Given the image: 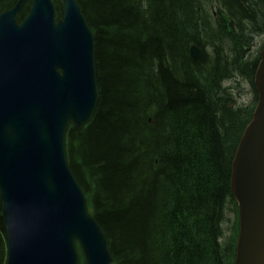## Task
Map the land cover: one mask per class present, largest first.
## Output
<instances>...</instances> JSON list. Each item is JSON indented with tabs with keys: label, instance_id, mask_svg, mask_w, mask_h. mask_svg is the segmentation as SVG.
<instances>
[{
	"label": "trees",
	"instance_id": "16d2710c",
	"mask_svg": "<svg viewBox=\"0 0 264 264\" xmlns=\"http://www.w3.org/2000/svg\"><path fill=\"white\" fill-rule=\"evenodd\" d=\"M77 1L98 100L81 130H67L66 155L112 264H233L231 162L257 99L264 0ZM4 247L0 201V264Z\"/></svg>",
	"mask_w": 264,
	"mask_h": 264
},
{
	"label": "water",
	"instance_id": "95a60500",
	"mask_svg": "<svg viewBox=\"0 0 264 264\" xmlns=\"http://www.w3.org/2000/svg\"><path fill=\"white\" fill-rule=\"evenodd\" d=\"M24 0L0 12V201L6 264H111L106 236L88 214L65 153L95 108L94 39L77 0ZM192 59L200 50L192 45ZM258 102L231 165L238 236L233 264H264V47ZM77 242V243H76Z\"/></svg>",
	"mask_w": 264,
	"mask_h": 264
},
{
	"label": "rangeland",
	"instance_id": "374dc122",
	"mask_svg": "<svg viewBox=\"0 0 264 264\" xmlns=\"http://www.w3.org/2000/svg\"><path fill=\"white\" fill-rule=\"evenodd\" d=\"M263 41H264V36H263V37H259V38L255 41V45H256L255 48H257V47H258ZM245 87H246V86H245ZM242 89H243V88H242ZM246 89H247V87H246ZM246 89H245V93H244V95L241 97V100H240V101H242V100L246 101L247 98H249V94L246 93ZM240 92H242V91H240ZM232 219H233V215H232V214H228V219H227V220H228V223H225V225H226V226L229 225Z\"/></svg>",
	"mask_w": 264,
	"mask_h": 264
},
{
	"label": "bare ground",
	"instance_id": "6f19581e",
	"mask_svg": "<svg viewBox=\"0 0 264 264\" xmlns=\"http://www.w3.org/2000/svg\"><path fill=\"white\" fill-rule=\"evenodd\" d=\"M53 1H56V0H53ZM63 0H61L62 2ZM24 3H25V0H24ZM30 6V4H29ZM56 9H58V6L56 5ZM93 39H94V35H93ZM238 97V96H237ZM95 109V108H94ZM94 112V111H93ZM93 114V113H92ZM92 117V115H91ZM91 119V118H90ZM6 249H7V246H6ZM77 254H78V264H80V262H82V264H85V259H84V256H83V253H82V250L80 248V246H77ZM7 257V256H6Z\"/></svg>",
	"mask_w": 264,
	"mask_h": 264
}]
</instances>
